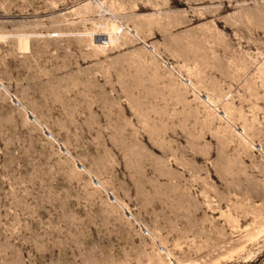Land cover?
I'll use <instances>...</instances> for the list:
<instances>
[{
    "label": "rangeland",
    "instance_id": "374dc122",
    "mask_svg": "<svg viewBox=\"0 0 264 264\" xmlns=\"http://www.w3.org/2000/svg\"><path fill=\"white\" fill-rule=\"evenodd\" d=\"M0 264H264V0H0Z\"/></svg>",
    "mask_w": 264,
    "mask_h": 264
},
{
    "label": "bare ground",
    "instance_id": "6f19581e",
    "mask_svg": "<svg viewBox=\"0 0 264 264\" xmlns=\"http://www.w3.org/2000/svg\"><path fill=\"white\" fill-rule=\"evenodd\" d=\"M91 2V1H90ZM93 7V6H92ZM108 28V27H107ZM107 30V29H106ZM120 30H122V28H119V27H115V26H112L108 31H107V33L105 34V32H104V34H97L100 38L102 37V39H101V41H100V45L103 47V45L105 46H111L113 43H114V41H115V39L117 38V35H118V32L120 31ZM121 33H123V31L121 32ZM136 34L138 35V33L136 32ZM94 35H96V34H94ZM93 35V36H94ZM136 35V36H137ZM106 38V39H105ZM28 41V40H27ZM27 41L25 42V40H24V43L26 44V47H27ZM21 42H23V41H21ZM24 43H23V45H24ZM99 45V44H98ZM97 45V46H98ZM101 46H100V48H101Z\"/></svg>",
    "mask_w": 264,
    "mask_h": 264
}]
</instances>
